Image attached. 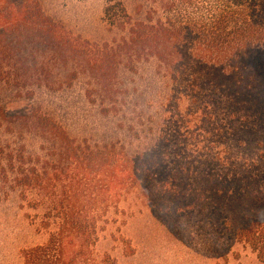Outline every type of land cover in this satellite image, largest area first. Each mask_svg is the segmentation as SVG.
I'll use <instances>...</instances> for the list:
<instances>
[{"label":"trees","instance_id":"16d2710c","mask_svg":"<svg viewBox=\"0 0 264 264\" xmlns=\"http://www.w3.org/2000/svg\"><path fill=\"white\" fill-rule=\"evenodd\" d=\"M147 1L153 6L133 18L122 0H106L103 19L118 36L97 42L64 28L37 0L19 7L0 0V85L15 99H35L82 81L85 99L100 114L123 116L128 90L120 68L138 75L150 65L187 92L178 104L191 99L197 105L183 136L230 131L227 121H247L253 129L260 120L264 130V0ZM173 100L170 94L158 105L168 110ZM131 113L142 127L154 122L142 109ZM128 130L138 140L151 133L150 127ZM28 136L42 141L40 152L27 147ZM164 147L157 155L130 152L118 141L79 142L40 105L16 115L0 108V204L15 194L20 206L35 211V230L46 234L43 242L18 244L20 264H64L70 233L89 242L98 220L132 193L159 198L167 212L209 210L264 262V152L248 172L229 175L222 148L218 167L207 160L199 166L179 150L175 167L165 171Z\"/></svg>","mask_w":264,"mask_h":264},{"label":"rangeland","instance_id":"374dc122","mask_svg":"<svg viewBox=\"0 0 264 264\" xmlns=\"http://www.w3.org/2000/svg\"><path fill=\"white\" fill-rule=\"evenodd\" d=\"M22 1L11 0L16 7ZM37 1L46 15L73 34L97 42L118 36L103 19L106 0ZM122 2L133 18H141L145 10L153 6L147 0ZM119 71V78L128 90L123 116L100 114L98 106L85 99L82 81L35 99H15L12 91L0 85V108L5 115H16L40 105L61 123L69 137L79 142L86 140L101 145L118 141L125 143L130 152L147 150L157 155L167 146L164 147L169 153L165 171L175 167L180 158L177 156L179 150H182V156H188L199 166H208L207 160L218 167L221 164L218 153L222 148L226 163L223 170L229 175L246 173L253 164L260 163L259 154L264 152V130L260 120L252 123L253 129L247 128V121H227L225 124L230 131L223 129L221 133H209L208 136L191 131L193 133L185 137L181 128L194 119L193 114L188 113L197 110L191 99L178 104L177 98L187 92L156 76L150 65L138 75L124 68ZM170 94L173 102L168 110H161L159 101ZM150 100L153 103L148 108L146 103ZM134 108L144 110L146 115L150 113L154 122L144 127L136 124L131 113ZM129 126L137 130L150 127L151 133L148 139L138 140L132 134L133 130H128ZM24 142L35 151H39L42 144L34 136H28ZM41 155L44 152L41 151ZM260 164L259 169L263 170ZM163 208V202L153 195L129 194L98 220L97 231L89 242L75 232L70 233V242L63 250L64 264H264L248 247L236 242L209 210L167 212ZM34 213L33 209L20 206L15 194L0 204V264H20L14 251L20 242L46 239V234L35 230Z\"/></svg>","mask_w":264,"mask_h":264}]
</instances>
